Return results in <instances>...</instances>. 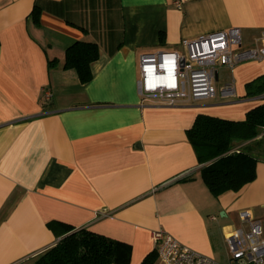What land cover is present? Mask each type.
<instances>
[{
  "label": "crops",
  "instance_id": "0c3cea01",
  "mask_svg": "<svg viewBox=\"0 0 264 264\" xmlns=\"http://www.w3.org/2000/svg\"><path fill=\"white\" fill-rule=\"evenodd\" d=\"M230 26L253 46L264 0H0V264H26L66 225L129 243V264L154 249L160 227L229 262L239 210L264 220V128L233 146L256 157L255 179L218 195L187 129L199 113L243 119L264 103L246 95L264 60L218 67L217 88L234 82L227 99L163 105L142 98L137 79L141 53L181 51L182 37ZM77 39L99 47L85 83L63 67Z\"/></svg>",
  "mask_w": 264,
  "mask_h": 264
},
{
  "label": "built area",
  "instance_id": "2783aa9c",
  "mask_svg": "<svg viewBox=\"0 0 264 264\" xmlns=\"http://www.w3.org/2000/svg\"><path fill=\"white\" fill-rule=\"evenodd\" d=\"M183 0H175L181 6ZM181 51L158 50L139 56L138 91L142 98L163 105L209 100L219 94L229 98L234 82L215 86L218 67H234L252 60H264V30L254 37L253 46L242 45L239 26H230L182 37ZM264 97V91L260 94ZM240 224L227 233L228 263L207 255L162 227L152 230L157 264H264V220L252 210H239Z\"/></svg>",
  "mask_w": 264,
  "mask_h": 264
},
{
  "label": "trees",
  "instance_id": "16d2710c",
  "mask_svg": "<svg viewBox=\"0 0 264 264\" xmlns=\"http://www.w3.org/2000/svg\"><path fill=\"white\" fill-rule=\"evenodd\" d=\"M31 15L39 23V10L34 6ZM99 57L94 41L77 39L66 49L64 68L76 71L82 83L92 76L91 64ZM56 59H49L54 65ZM264 91V74L246 83V95ZM264 128V103L247 110L243 119H228L206 113L196 115L187 129V136L199 162L211 159L200 167V175L210 192L218 195L226 190H238L256 177L257 159L248 150L233 147L236 142L254 138ZM64 235L55 243L30 257L26 264H129L131 245L88 229L86 226H65ZM155 249L148 252L140 264H152Z\"/></svg>",
  "mask_w": 264,
  "mask_h": 264
},
{
  "label": "rangeland",
  "instance_id": "374dc122",
  "mask_svg": "<svg viewBox=\"0 0 264 264\" xmlns=\"http://www.w3.org/2000/svg\"><path fill=\"white\" fill-rule=\"evenodd\" d=\"M220 82V81H219ZM218 84V83H217Z\"/></svg>",
  "mask_w": 264,
  "mask_h": 264
}]
</instances>
